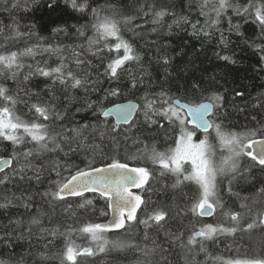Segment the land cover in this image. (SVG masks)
I'll return each instance as SVG.
<instances>
[{"label":"snow or ice","instance_id":"1","mask_svg":"<svg viewBox=\"0 0 264 264\" xmlns=\"http://www.w3.org/2000/svg\"><path fill=\"white\" fill-rule=\"evenodd\" d=\"M61 2L78 14L71 17L77 23L56 24L51 38L40 35L35 22L21 25L15 15L40 7L54 12ZM176 8L174 0H136L132 11L122 0H0L10 19H0V186L48 185L38 193L48 211L27 221L30 251L0 258V264H28V257L32 264H80V258L94 262L128 253L135 255L134 264H173L174 252L180 264H264V181L252 195L235 190L239 180L251 177L245 159L264 173V119L253 115L252 127L234 122L219 81L207 77L205 87V78L194 75V59L173 71L168 45H162L154 73L153 60L146 66L126 38V31L142 35L143 25L135 21L144 20L152 33L162 27L168 35L190 27L196 38L219 33L227 47L224 22L241 36L240 22L253 23L262 41L253 42L262 53L257 71L264 72V0H181ZM60 36L73 42H51ZM40 79L44 87L36 90L33 81ZM101 91L104 100L140 95L113 110L91 99ZM233 94L245 96L238 89ZM250 100L264 112V93ZM248 103L233 107L244 112ZM113 111L115 123L107 119ZM153 195L164 199L154 201ZM14 199L28 209L33 196ZM11 204L6 198L0 208ZM217 209L215 223L199 219L217 215ZM23 225L10 219L0 243L12 247L10 237ZM15 238L26 237L21 232ZM221 244L227 256L209 250Z\"/></svg>","mask_w":264,"mask_h":264},{"label":"trees","instance_id":"2","mask_svg":"<svg viewBox=\"0 0 264 264\" xmlns=\"http://www.w3.org/2000/svg\"><path fill=\"white\" fill-rule=\"evenodd\" d=\"M102 2V0H101ZM162 3L168 4L172 3L173 0H161ZM177 4L176 11H180L181 0H174ZM123 5L129 11L134 9L136 5V0H122ZM18 22L21 25L30 24L35 22L37 25V31L40 35L45 37H52L51 29L56 26V24H63L65 21L68 24L77 23L76 19L71 17L78 16L71 12V9H64V5L61 2L60 8L56 11H50L44 7L38 8L33 12H16L15 13ZM196 15L193 12L192 19H196ZM0 19L4 20L6 23L10 22L8 14L0 11ZM201 22L203 18L199 17ZM83 23L84 21H79ZM135 23L143 25L142 35L136 36L132 32L126 31V38L129 39L137 50L140 52L141 56L144 57L146 66H148V61L153 60L150 70L154 73L158 70V66L155 65L154 59L157 55L161 54L164 50L162 45L167 44V54L173 57V71L176 68L183 67L186 61L189 59H194L197 65V70L195 72L196 78H205V87L207 86V77L215 76L219 81L220 88L219 90L224 94V103L226 104L227 110L232 113V118L234 122H237L241 125L247 124L249 127L254 126L255 122L251 121V117L254 115L258 120L264 119V112L254 109L252 107L251 97H256L260 93H264V72H258L257 69L260 67V53L255 49L253 42L256 44L262 43L259 39V29L257 25L253 23H241L240 31L243 35H237L235 32H229L228 25L224 22L221 25V30L224 32V35L227 37V47L224 44H221L219 33H216L211 39L206 38H196L191 35V28L188 27L186 31L180 29H175L171 35L167 34V28L162 27L159 30V33H152L150 31L152 25L150 23H145L144 20H137ZM166 23H171V19H166ZM91 33H89L90 35ZM152 41L156 43L153 44ZM53 43H72L73 41L60 36L58 39H53ZM158 49L160 50L158 52ZM181 52L186 53V55L181 56ZM199 53V55H197ZM216 53L220 55H226L232 57L236 60L235 64L228 63L218 58ZM55 60V57L52 58V61ZM50 61V63L52 62ZM53 66H55L53 64ZM189 79L192 77L189 76ZM33 84L38 85L39 87L36 90H42L44 87V82L42 79L33 81ZM109 85L105 83L103 87L107 88ZM233 89H238L245 93L244 99L242 100L239 97H234ZM59 94V92H58ZM79 95H82L80 93ZM140 93H125L122 96L109 97L107 100L103 99V91L94 94L91 99L97 102H102L104 107H109L113 104L124 102V101H136ZM203 95H208V93H203ZM49 94L47 92H42V99L47 100ZM202 97H188L189 100H199ZM245 101H249L244 112H238L233 107V105L239 107H245ZM73 107V111L75 110ZM89 118L93 120L103 119L102 117L96 116ZM77 120H80L81 117L79 114L76 116ZM112 123H115L112 118H107ZM2 154V153H0ZM75 159V158H74ZM79 162V161H77ZM245 165L252 168L251 177L247 179L239 180L236 184L235 190L240 193L241 196L252 195L255 192V189L261 186V181H264V173H262L258 167H252L254 162L249 159H245ZM54 178V177H53ZM48 187L47 184L37 185L27 184V183H13L7 186H0V203H4L5 199H12L13 204L9 205L8 208H0V235H3L4 225H7L9 220H21L24 222V225L17 229L12 237V247H8L5 243H0V258H8L12 256L13 258H18L20 255H25L30 251L28 245L29 240L27 239V221L31 216L35 215L37 211H48V207L45 204L44 200L41 198L38 193L43 192ZM21 195H32L33 200L30 204V207L26 209L23 206V203L19 200H15L14 197H19ZM152 199L154 201L163 200L162 195H153ZM227 200L228 197L225 196ZM100 207H103V201L99 202ZM219 209H217V215L210 220H205L199 218L203 222L210 223L216 222L219 217ZM255 211V208H253ZM139 214V213H138ZM192 223L199 227L197 223L198 218L191 217ZM46 222V221H45ZM185 225L189 224V218L183 220ZM23 232L25 235L24 240H18L15 237L19 236ZM110 236L113 234H109ZM31 243L35 244L36 241L32 240ZM80 243V241H78ZM209 250L213 251V254L223 253L225 256L228 255L224 251V246L221 244L219 248L214 249L212 245H209ZM178 251V250H177ZM115 257V258H114ZM171 259L173 264H180L178 256L174 252ZM202 259V257H200ZM135 255L128 253L127 256L123 254H113V256L104 257L100 256L91 261L87 258H80V264H134ZM28 264H32V258L28 257Z\"/></svg>","mask_w":264,"mask_h":264},{"label":"water","instance_id":"3","mask_svg":"<svg viewBox=\"0 0 264 264\" xmlns=\"http://www.w3.org/2000/svg\"><path fill=\"white\" fill-rule=\"evenodd\" d=\"M127 102H128V101L119 102V103L113 104V105H111V106H109V107H107V108H111V109L114 110L116 105L125 104V103H127ZM134 102H136V101H134ZM109 117L112 118V119L114 120V122H116L115 111H113V113H112ZM134 191H139V190H135V189H134ZM203 218H211V217H203Z\"/></svg>","mask_w":264,"mask_h":264},{"label":"flooded vegetation","instance_id":"4","mask_svg":"<svg viewBox=\"0 0 264 264\" xmlns=\"http://www.w3.org/2000/svg\"><path fill=\"white\" fill-rule=\"evenodd\" d=\"M216 216V215H215ZM215 216H212L211 218H209V219H207V218H203V219H205V220H210V219H213ZM210 223H212V222H210ZM214 223V222H213Z\"/></svg>","mask_w":264,"mask_h":264}]
</instances>
